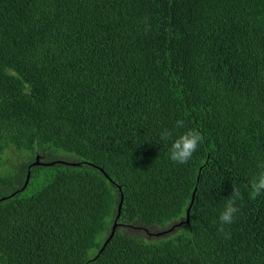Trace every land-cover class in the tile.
<instances>
[{
  "label": "trees",
  "instance_id": "16d2710c",
  "mask_svg": "<svg viewBox=\"0 0 264 264\" xmlns=\"http://www.w3.org/2000/svg\"><path fill=\"white\" fill-rule=\"evenodd\" d=\"M262 170L264 0H0V264H264Z\"/></svg>",
  "mask_w": 264,
  "mask_h": 264
},
{
  "label": "clouds",
  "instance_id": "9594fccd",
  "mask_svg": "<svg viewBox=\"0 0 264 264\" xmlns=\"http://www.w3.org/2000/svg\"><path fill=\"white\" fill-rule=\"evenodd\" d=\"M183 126H184V122L182 120L176 121L177 128H181ZM171 135L172 133L169 130L165 129L161 135V139L170 138ZM203 139L204 137L202 136V134L195 129L186 131L172 142L169 159L173 162L180 164L187 163L192 158L193 153L197 151L198 147L203 142ZM38 156L42 157V155L37 154V157ZM41 157H40V161H41ZM63 160L65 161V159ZM41 162L45 163L44 161ZM250 187L253 196H258L262 192H264V170H262L257 176H255L252 179V181L250 182ZM240 196H241L240 190L238 188H234L233 192L230 195V198L228 199L223 211L219 216V221L221 225L233 223L234 214L237 213L238 211V207L236 206V201L240 198ZM219 231L222 234H226L223 226L220 227Z\"/></svg>",
  "mask_w": 264,
  "mask_h": 264
},
{
  "label": "water",
  "instance_id": "95a60500",
  "mask_svg": "<svg viewBox=\"0 0 264 264\" xmlns=\"http://www.w3.org/2000/svg\"><path fill=\"white\" fill-rule=\"evenodd\" d=\"M56 162H60V163L65 164L67 161H64V160H57V161H53V162H46V163H43V162L40 161V157L38 156L37 159H36V161H35L34 163H32V165H41V164H44V165H46V166H51V165L56 164ZM67 163H70V164H73V165H77V164H78V163H76V162H67ZM79 164H80V163H79ZM29 180H30V174L28 175V177H27V179H26V182H25L24 187L27 186ZM24 187H23V188H24ZM6 198H7L6 196H5V197H1V198H0V201H1V200H4V199H6ZM122 204H123V198H122V200H121V202H120V205H119V211H118V214H117L116 222H115L114 227H113V229H112V233H111L109 239H108V240L105 242V244L103 245V248H105V246L108 244V242H109V241L113 238V236H114V233H115V230H116V227H117V224H116V223H117L118 218H119L120 215H121ZM103 248H102V249H103Z\"/></svg>",
  "mask_w": 264,
  "mask_h": 264
},
{
  "label": "rangeland",
  "instance_id": "374dc122",
  "mask_svg": "<svg viewBox=\"0 0 264 264\" xmlns=\"http://www.w3.org/2000/svg\"><path fill=\"white\" fill-rule=\"evenodd\" d=\"M37 154H39V153H36L35 155H29V153H28V155H27V157H25V160L27 161L26 162V164L29 166V165H31V163H29V161H35V159L37 158ZM39 155H42V154H39ZM30 156H32V158L31 159H29V157ZM46 156V155H45ZM61 157H62V159H65V161L68 159V158H74V156L73 155H71V154H61ZM23 158V157H22ZM43 158V157H42ZM41 158V161H43V159ZM71 159H69V160H71ZM46 163V162H45ZM46 166V165H45ZM40 175H41V177L35 182V185H39V184H41V182H42V179H43V177H44V175H46V172H44V171H42V172H40ZM27 179V178H26ZM7 191H9V189H7L3 184H0V195L3 193V192H7ZM151 228H153V227H151ZM150 231H158L157 230V227H155L154 226V228L153 229H151ZM109 239V238H108ZM107 239V240H108Z\"/></svg>",
  "mask_w": 264,
  "mask_h": 264
},
{
  "label": "flooded vegetation",
  "instance_id": "af4514ba",
  "mask_svg": "<svg viewBox=\"0 0 264 264\" xmlns=\"http://www.w3.org/2000/svg\"><path fill=\"white\" fill-rule=\"evenodd\" d=\"M41 157V156H40ZM42 158V157H41ZM29 167V166H28Z\"/></svg>",
  "mask_w": 264,
  "mask_h": 264
}]
</instances>
